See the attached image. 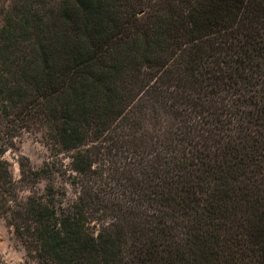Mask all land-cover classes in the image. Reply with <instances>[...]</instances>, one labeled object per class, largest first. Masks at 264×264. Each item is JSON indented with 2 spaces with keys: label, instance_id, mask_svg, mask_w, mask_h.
Segmentation results:
<instances>
[{
  "label": "trees",
  "instance_id": "trees-1",
  "mask_svg": "<svg viewBox=\"0 0 264 264\" xmlns=\"http://www.w3.org/2000/svg\"><path fill=\"white\" fill-rule=\"evenodd\" d=\"M2 12L0 218L28 257L264 264V0ZM31 129L54 155L16 177L6 154Z\"/></svg>",
  "mask_w": 264,
  "mask_h": 264
},
{
  "label": "rangeland",
  "instance_id": "rangeland-1",
  "mask_svg": "<svg viewBox=\"0 0 264 264\" xmlns=\"http://www.w3.org/2000/svg\"><path fill=\"white\" fill-rule=\"evenodd\" d=\"M9 3L10 0H0V23H2V11L8 7ZM59 3L60 0H51L53 6L57 7ZM50 147L42 132L36 129L20 132L15 141V147L6 154V158L11 162V170L14 175L19 176L20 166L18 161L21 157H28L34 168L44 167L45 163L54 155ZM61 157L65 158L64 156ZM66 162H68V159ZM58 181H61L60 178H58ZM45 184L46 181L43 180L38 186L43 189ZM68 190L69 197L73 198L70 188ZM0 264H37L28 257L22 242L13 233L4 218H0Z\"/></svg>",
  "mask_w": 264,
  "mask_h": 264
}]
</instances>
